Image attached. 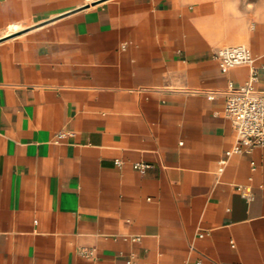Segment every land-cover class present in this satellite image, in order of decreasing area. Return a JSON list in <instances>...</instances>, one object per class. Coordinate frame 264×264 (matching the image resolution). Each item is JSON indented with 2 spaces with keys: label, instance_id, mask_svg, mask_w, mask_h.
<instances>
[{
  "label": "crops",
  "instance_id": "crops-1",
  "mask_svg": "<svg viewBox=\"0 0 264 264\" xmlns=\"http://www.w3.org/2000/svg\"><path fill=\"white\" fill-rule=\"evenodd\" d=\"M253 67L264 0H0V264H264Z\"/></svg>",
  "mask_w": 264,
  "mask_h": 264
},
{
  "label": "built area",
  "instance_id": "built-area-1",
  "mask_svg": "<svg viewBox=\"0 0 264 264\" xmlns=\"http://www.w3.org/2000/svg\"><path fill=\"white\" fill-rule=\"evenodd\" d=\"M214 57L223 70L240 65L252 66L254 61L250 48L243 44L224 46L217 50ZM256 76V69L253 67L247 83L237 86L234 82H229L225 90L224 113L237 131L238 143L264 147V91L254 86ZM136 167H142V164H137Z\"/></svg>",
  "mask_w": 264,
  "mask_h": 264
}]
</instances>
